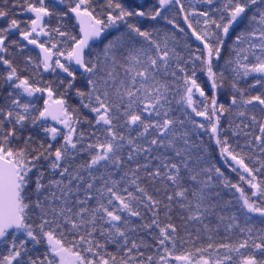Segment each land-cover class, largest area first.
Segmentation results:
<instances>
[{
    "label": "snow or ice",
    "instance_id": "snow-or-ice-1",
    "mask_svg": "<svg viewBox=\"0 0 264 264\" xmlns=\"http://www.w3.org/2000/svg\"><path fill=\"white\" fill-rule=\"evenodd\" d=\"M0 264H264V0H0Z\"/></svg>",
    "mask_w": 264,
    "mask_h": 264
}]
</instances>
